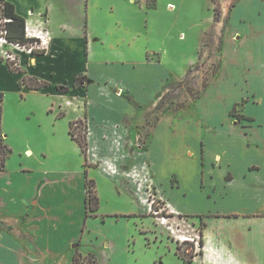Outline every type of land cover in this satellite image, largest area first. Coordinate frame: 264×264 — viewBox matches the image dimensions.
<instances>
[{"label":"rangeland","instance_id":"1","mask_svg":"<svg viewBox=\"0 0 264 264\" xmlns=\"http://www.w3.org/2000/svg\"><path fill=\"white\" fill-rule=\"evenodd\" d=\"M238 1L90 0L89 3L86 0L82 9L83 18L78 11L64 18L56 12L58 20L52 23L51 29L57 36L71 37L68 30L59 29L57 24L61 23L66 29L70 27L74 32L77 30L81 35L84 34L88 41L86 70L79 72L85 75V79L81 80L80 89L70 95L59 93L54 85L65 87L64 82L70 83L75 71L81 69L61 72L62 75L47 74L44 79L43 75H39L42 69L38 63L44 62L42 58L29 53L28 49H17L0 41V71L7 72L0 74V161L4 159L8 171L5 175L12 174L22 161H26L24 157L31 156L23 154L29 147L38 154L45 152L46 158L40 156L52 169L57 166L75 168L80 158L74 153L76 144L70 140L68 131L71 124L78 140L82 135L86 136L88 147L86 117L94 134L91 144L101 150V120L107 115L116 119L117 114L113 111L121 109L117 104L104 106L98 97L100 91H103L101 96H108L106 90H100L101 85L108 82L103 76L108 72L115 77H123L124 82L129 83L128 93L124 90L123 94L118 89L119 93L115 96L123 94V113L135 118L134 131L138 133L140 153L146 150L152 130L165 118L150 146L155 178L169 195L172 174L173 183L177 179L182 188L196 193L195 174L200 165L198 143L193 135L184 136L181 116L186 119L194 115L196 110L209 109L211 113L213 109L214 115L211 116L214 121L221 120L228 103L236 98L235 87L232 85L231 89L224 90L219 83L217 90L212 91L218 97V105L207 104L210 101L205 99L202 105L192 104L186 111L184 108V111L177 113L169 110L159 113L154 110V106L160 96L170 92L168 103L172 99L174 103L184 102L186 107L191 101L187 93L188 85L192 87L194 83L193 94L196 93L195 87L201 88L205 80H209L210 85L215 78V75L210 78L212 65L220 63L222 75L219 80L228 79L233 70L240 74L238 81H243L244 77L252 79V84L246 82L243 87L246 100L252 104L248 110L257 119L264 116V81L259 74L262 76L264 72V65L259 63L264 53V31L260 28L264 22V6L261 5L264 0H248L252 7L242 11L240 19L252 18L254 21L251 24L245 21L239 23L238 11L230 19ZM1 21L0 16V25ZM235 37H238V41H235ZM7 64L13 73L8 72ZM18 73L25 74L26 84L34 82L29 77H37L48 81L51 86L47 92H27L25 86L18 88V81L23 76ZM244 103L245 100L240 98L230 112L231 116H241ZM76 114H81V118L70 122L69 119ZM252 122L253 118L245 121L247 125ZM116 138L115 146H118L119 138ZM126 154L122 152V155ZM209 157L210 153L207 159ZM140 159L139 194L144 197L143 205L149 210L148 215L141 205L138 208L129 206L128 193L123 192L122 196L110 193L105 182L99 178L102 208L105 211H123L124 218L129 217L126 229L129 255L126 264H202L204 239L202 234L201 245L199 231L204 229L201 225L206 224L205 217L183 215L186 223L180 224L178 230L175 227L174 230H168L162 224L168 223L164 215H174L167 212L165 202L156 191L145 156L141 155ZM95 161L99 163V160ZM116 163L109 161L103 166H110L109 169L116 172ZM122 177L123 183L127 182L128 186L129 178L124 175ZM217 178L219 176L215 175L214 179L219 183ZM151 201H154L152 209L149 205ZM260 202L257 200V204ZM131 209L133 213L126 214ZM263 228L262 221L257 222L253 230L260 232Z\"/></svg>","mask_w":264,"mask_h":264},{"label":"crops","instance_id":"2","mask_svg":"<svg viewBox=\"0 0 264 264\" xmlns=\"http://www.w3.org/2000/svg\"><path fill=\"white\" fill-rule=\"evenodd\" d=\"M5 1L11 3L15 12L24 18L25 27L33 29L34 33L42 32L48 38L45 55H35L44 60L38 63L42 69L40 76L43 75L46 79L47 74L81 69L75 71L73 79L79 72H85L88 57L86 36L77 30L74 32L73 28L66 29L61 23L57 24L59 29L68 30L71 37L57 36L51 27L52 23L58 20L56 12L60 13L62 18L69 17L73 11L82 15L86 0ZM88 2L90 3V0ZM261 5L264 6L262 3ZM254 6L258 10L255 3ZM247 7H252L248 0H239L231 12L230 19L238 11L239 23L245 21L251 24L254 21L252 18L240 19L242 11ZM261 24L263 27L260 28L264 31V22ZM236 40L238 41V37H235ZM261 59L259 63L264 65V60ZM4 73L7 72L0 71V74ZM259 74L264 81V72L262 76L260 72ZM221 75L220 64L210 85L198 99L191 100L184 110L192 104L202 105L205 99L210 101H207V104L218 105V97L212 91H216L221 83L224 90L231 89L233 85L236 91V98L228 103L225 116L214 121L211 116L214 115L213 109L211 113L209 109H201L186 119L184 116L180 117L184 136L193 135L198 143L200 165L195 174L198 191L193 193L192 190L182 188L177 179L173 183L172 174L169 180V195L155 178L150 147L155 140L156 131L162 126L160 123L165 118L152 130L146 150L140 153L137 144L138 133L134 131L135 118L123 113L121 105L124 90L129 92V83H125L123 77L118 78L105 72L103 76L108 82L103 83L100 90H106L108 96H101L103 91H100L97 93L98 97L104 106L117 104L121 109L113 111L117 114L116 119L107 115L101 120V150L91 144L94 134L86 117L87 161L77 143L69 136L76 144L74 153L80 158L75 168L57 166L52 169L40 156L46 158L45 152L38 154L29 147L23 154L31 156L24 157L26 161H22L12 174L5 175L8 173L5 162L0 169V264H73V258L78 254L83 257L93 255L96 264H126L129 255L126 239L129 217L124 218L123 211H105L102 208L99 178L105 182L110 193L117 196H122L123 192L128 193L126 196L130 199L129 206L134 208L141 205L148 215L149 210L143 205L144 197L139 194L141 155L145 156L148 162V172L151 171L156 191L165 202L167 212L174 215L164 217L168 223L162 224H165L168 230H174V227L177 229L180 224L186 223L183 215L205 217L206 224L202 231V264H263L264 228L260 232H254L253 228L257 226V222H264V116L257 119L248 110L252 104L246 100L247 95L243 87L246 82L252 84L251 78L244 77L243 81H238L240 74L237 70H233L228 79L219 80ZM166 78L167 75L164 76V81ZM118 89L123 91L120 96H117ZM47 90L48 88L40 91L25 89L27 92L39 93ZM76 91L71 90L67 95ZM240 98L245 100L242 114L245 119L242 121L230 114ZM80 116L81 114H76L69 121L77 120ZM248 118H253V122L247 125L245 121ZM116 137L119 138L118 146H115ZM124 151L126 155H122ZM207 153H210L208 159ZM95 159L99 160V163ZM109 161L118 162L116 172L111 171L108 165L103 166ZM122 175L129 178L128 186L127 182L123 183ZM215 175L219 176V183L214 179ZM90 180L95 183L99 200L96 216L86 214L85 183ZM257 200L261 202L257 204ZM133 211L131 209L126 214ZM191 226L194 227L192 224Z\"/></svg>","mask_w":264,"mask_h":264},{"label":"trees","instance_id":"3","mask_svg":"<svg viewBox=\"0 0 264 264\" xmlns=\"http://www.w3.org/2000/svg\"><path fill=\"white\" fill-rule=\"evenodd\" d=\"M0 16L3 19H7L8 22L2 24L0 26V38H3L6 40L7 43H12V44H18L20 46H23L25 48H28L29 45L34 41L33 39H29L26 37L25 35V20L24 18H22L21 16H19L16 12H15V8L14 6L5 1V0H0ZM1 30L4 31L5 33H1ZM46 50H32L31 53L33 55L36 56H43L45 55ZM220 67V63H215L212 65V69L210 72V78L214 77V75H216V73L218 72ZM7 68H8V72L9 73H13V70L10 68V66L7 64ZM23 75L24 73H18ZM25 75V74H24ZM22 76L19 81H18V88H21V86H25L28 90H32V91H40L46 88H49L51 85L48 81H44V80H40L37 77H29L31 78V81H34L32 83H25V76ZM186 77V76H185ZM53 78V77H52ZM85 79V75H81L80 73H78L73 79L72 81L69 83L70 86H68L67 82H64V84L66 85L65 87H62L61 85H54V88L56 91H58L61 94H67L69 93L72 89L73 90H77L80 89V85H81V80ZM208 81L209 80H205V83H203L201 85V88H196V93L193 94L192 91V87L190 85H188L187 87V93L189 94V98L191 100H196L199 98L200 94L202 91H204L206 89V87L208 86ZM170 92H167L166 94H164L162 97H160L158 99V101L156 102L155 106H154V110L156 112L159 113H163V111L165 110H169L172 113H177L180 110H183L185 108L184 102L183 103H174V100L170 99L169 103L167 102L168 97ZM239 121L244 120L245 118H243V116H237ZM69 136L71 137L72 140H74L78 147L80 148L82 154L84 155L85 159L87 157V151H88V147H87V143H86V136L82 135V137L78 140L75 137V134L73 133L72 130V125L70 124V128H69ZM4 166V159H2L0 161V169H2V167ZM86 186V196H85V208H86V214L88 216V214L90 215H94L96 216V212L99 208V200L97 197V193L95 190V183L94 181H87L85 183ZM154 202V201H153ZM151 203V208L154 206V203ZM164 217H166L164 215ZM202 227H205L204 225H201ZM200 232V239H199V243L202 245V229ZM73 264H96V260L94 258L93 255H88V256H81V255H75L73 258Z\"/></svg>","mask_w":264,"mask_h":264},{"label":"built area","instance_id":"4","mask_svg":"<svg viewBox=\"0 0 264 264\" xmlns=\"http://www.w3.org/2000/svg\"><path fill=\"white\" fill-rule=\"evenodd\" d=\"M1 22H2V24H4V23L8 22V20L7 19H3ZM1 33H5V32L1 30ZM25 35H26L27 38L34 40L29 45L28 48H25V47L20 46L18 44H12V43H8V44L15 46V48H17V49H20L21 47L25 48V49H28L29 53H31L32 50H43V49H46V45H47V42H48V38L46 37V34H43L42 32L34 33L33 29H29V28L25 27ZM0 40L3 41L4 43H7L6 40L3 39V38H0ZM8 57H11V56L8 55ZM145 179H147V178H145ZM152 202L153 201H151L149 203L150 209H152L151 208V203Z\"/></svg>","mask_w":264,"mask_h":264},{"label":"bare ground","instance_id":"5","mask_svg":"<svg viewBox=\"0 0 264 264\" xmlns=\"http://www.w3.org/2000/svg\"><path fill=\"white\" fill-rule=\"evenodd\" d=\"M1 41V40H0Z\"/></svg>","mask_w":264,"mask_h":264}]
</instances>
